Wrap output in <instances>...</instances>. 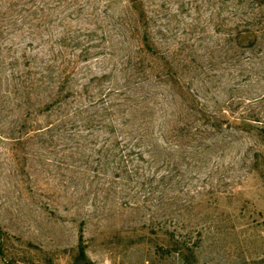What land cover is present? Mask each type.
I'll use <instances>...</instances> for the list:
<instances>
[{
	"label": "rangeland",
	"instance_id": "obj_1",
	"mask_svg": "<svg viewBox=\"0 0 264 264\" xmlns=\"http://www.w3.org/2000/svg\"><path fill=\"white\" fill-rule=\"evenodd\" d=\"M78 6L84 11L71 23L94 33L88 44L96 48L86 63H79L76 89L81 93L91 78L112 73L108 82L113 86L130 87L131 102L122 105L125 116L131 115L133 102H140L138 122L145 119L142 107H154L149 120L157 140L155 163L146 172L141 164L144 176L135 180H115L114 173L95 178L84 176V167L72 158L55 155L63 149L60 144L22 143L16 148L9 138L17 117L8 111L11 96L1 86L0 264H80L81 235L89 264H264V140L257 135L259 126L223 127L202 141L191 138L193 132L175 137L173 128L189 125L193 113L181 104L178 89L171 93L170 84L156 79L157 71L147 69L143 78L136 73V20L127 0H79ZM219 7V0H143L156 47L182 50L173 71L189 86L188 93L196 100L198 96L197 107L207 105L208 112L224 113L231 121L229 116L249 119L254 112L264 123V104L253 101L264 97V36L258 35L254 49L228 41L236 24L243 26L264 14L255 5H244L247 16L234 10L220 13ZM93 10L102 21L90 19ZM222 19L227 21L221 25ZM8 40L13 38L6 37L2 45ZM14 41L17 49L27 43ZM40 51L45 48L35 52ZM78 53L71 51L70 58ZM148 97L149 102H143ZM117 100L123 101L106 97L104 105ZM34 120L37 125L43 119ZM175 167L179 175L173 178ZM151 176L155 180L150 189H142ZM156 185L159 190H154ZM173 240L188 241L193 248L189 263L160 250L170 248Z\"/></svg>",
	"mask_w": 264,
	"mask_h": 264
},
{
	"label": "trees",
	"instance_id": "obj_2",
	"mask_svg": "<svg viewBox=\"0 0 264 264\" xmlns=\"http://www.w3.org/2000/svg\"><path fill=\"white\" fill-rule=\"evenodd\" d=\"M78 1L0 0V88L6 87L7 93L11 96L8 111L17 117L12 121L10 129L12 135L9 140L16 148H21L22 143L38 142L39 145L53 148L60 144L66 155L62 154L61 148L55 155L60 158H72L73 162L82 165L84 176L91 174L97 178L101 175L103 178L109 173H114L115 180L123 177L128 181L135 180L141 175L144 176L141 164L146 165V168H143L146 172L155 163L157 149L154 146L157 147V140L154 139L156 134L150 132L149 120L154 115V107L147 105L142 107L145 119L138 122L140 102L137 104L133 102L131 105L135 108L129 110L130 116H125V108L122 105L123 102H131L127 97V89L130 87L113 86L108 82L113 77L112 73L91 78L82 86L81 93L76 89L79 63H86L93 55L91 50L96 48L88 44L96 35L84 32L71 23L77 21L84 11V7L78 6ZM127 2L129 11L136 20L133 37L137 38L138 48L135 54L139 57L134 59L132 57L136 73L143 78L147 69L157 71L156 79L170 84L171 93L178 89V93L182 95L181 104L188 109L189 115L193 113L189 125L173 128L175 137L183 139L186 134L193 132L194 136L191 138L202 141L221 131L223 127L238 129L241 124H245L243 128L259 126L257 135L264 140V123L258 118V113L253 112L249 119L229 116L232 118L231 121L224 118V113L208 112L207 105L197 107L198 96L196 100V95L189 94V86L185 87L173 71L174 66L179 64L177 58L182 50L168 52L159 50L151 37L149 29L151 18L143 11V0ZM228 2L233 6L228 7ZM219 4L220 13L234 10L247 16L248 13L243 7L248 4L249 9L255 5L261 14H264V0H219ZM74 7L78 9H72ZM65 11L70 13L66 14ZM263 17L264 15L254 18L243 26H240L241 23L236 24L235 33L233 29V33L228 35L230 37L228 41L243 49L257 47L258 35L264 36ZM90 19L95 22L102 21L95 10ZM226 21L227 19H222L221 25ZM57 29L61 32L56 35ZM47 34L54 36L44 39ZM6 37L13 40H8V45H2ZM16 38L20 43L27 41L23 48L17 49L18 42L14 41ZM33 43L36 44V48L33 47ZM40 48H45V52H35ZM77 50L79 53L71 59L70 52ZM112 54L114 57V51ZM148 59H152L151 63L145 62ZM5 73H9L7 78ZM137 85L135 84L136 87ZM95 95L98 96L97 101L93 100ZM112 96L122 98L123 101L117 100L119 103L105 106L104 99ZM149 100L148 97L143 102L148 103ZM253 101L258 102V105L264 104V97ZM181 115L182 112L179 111L178 118H181ZM38 117H42L43 120L41 124L36 125L34 119ZM137 127L136 132L133 128ZM96 133L105 134L99 136ZM162 137L163 143L167 145L169 139L167 134ZM173 173V178L178 176V168L175 167ZM154 177L145 178L141 184L142 189H150ZM162 182H165L164 176ZM155 187L154 190H159L160 185ZM187 242L173 240L170 248L160 250L166 254L176 253L184 262L189 263L188 254H193L194 250L187 246ZM77 261L80 264H89L82 235L78 241Z\"/></svg>",
	"mask_w": 264,
	"mask_h": 264
}]
</instances>
